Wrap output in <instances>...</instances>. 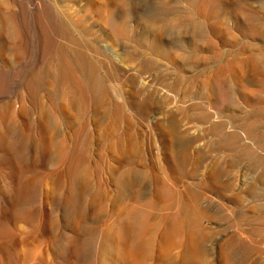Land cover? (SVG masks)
I'll return each mask as SVG.
<instances>
[{"label":"rangeland","instance_id":"rangeland-1","mask_svg":"<svg viewBox=\"0 0 264 264\" xmlns=\"http://www.w3.org/2000/svg\"><path fill=\"white\" fill-rule=\"evenodd\" d=\"M138 262L264 264V0H0V264Z\"/></svg>","mask_w":264,"mask_h":264},{"label":"bare ground","instance_id":"bare-ground-1","mask_svg":"<svg viewBox=\"0 0 264 264\" xmlns=\"http://www.w3.org/2000/svg\"><path fill=\"white\" fill-rule=\"evenodd\" d=\"M55 148L57 153H60L59 146L55 145ZM122 211L126 217L127 225L122 226L116 232L109 234L106 237L105 247H107L109 251H112V249L117 248L116 244L118 239L121 242L126 241V243L132 241L131 243L133 244V247L129 253L126 254L125 259L137 262L144 257L143 244L146 236L160 227L161 219L151 220L152 218L147 213L142 212L133 206H125ZM195 220L196 218L189 215L187 211L182 212L177 219L173 217L169 218V224L161 235L163 248L169 250V248L175 244L178 234H180L185 228L190 229ZM192 245L193 244L190 246ZM191 249H193V247ZM194 256L195 249H193L183 261L188 263L194 258ZM137 264L140 263L138 262Z\"/></svg>","mask_w":264,"mask_h":264}]
</instances>
